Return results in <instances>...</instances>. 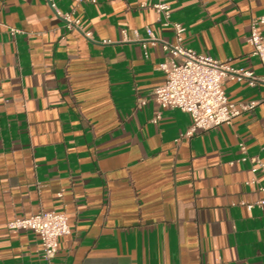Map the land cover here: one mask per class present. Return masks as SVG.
Returning a JSON list of instances; mask_svg holds the SVG:
<instances>
[{
    "label": "crops",
    "instance_id": "crops-1",
    "mask_svg": "<svg viewBox=\"0 0 264 264\" xmlns=\"http://www.w3.org/2000/svg\"><path fill=\"white\" fill-rule=\"evenodd\" d=\"M51 2L91 39L49 0H0V264H264V208L245 205L262 197L264 83L224 79L254 108L185 136L190 115L153 99L175 43L153 0ZM168 2L183 46L264 74L247 41L264 0ZM49 210L69 224L51 261L7 227Z\"/></svg>",
    "mask_w": 264,
    "mask_h": 264
},
{
    "label": "built area",
    "instance_id": "built-area-1",
    "mask_svg": "<svg viewBox=\"0 0 264 264\" xmlns=\"http://www.w3.org/2000/svg\"><path fill=\"white\" fill-rule=\"evenodd\" d=\"M78 4L84 0H73ZM95 2V0H90ZM50 6L63 19L68 30H78L86 38L91 39V32L85 30L80 20L70 12H59L54 3ZM144 4V3H143ZM152 7L158 13L162 25H171L174 29L175 43H162L168 56L158 63L157 67L164 74V81L153 91V99L161 109L179 108L190 115L191 122L183 135L190 136L196 131H204L222 124H228L240 113L254 108L256 101L233 103L228 101L222 82L226 78L246 79L249 85L264 83V74L255 76L251 70L232 68L226 62H221L208 54L199 53L181 44L185 27L170 20V4L168 0H153ZM12 34L19 32L11 28ZM146 41H156L150 28H145ZM248 43L252 53L259 59L264 69V15L253 17L249 25ZM106 42V41H103ZM144 54L147 55L146 43ZM159 117L157 113L155 120ZM243 148V146L241 145ZM252 173L264 175V160L251 158ZM253 181V180H252ZM262 197L253 203H246L247 208L257 205L264 208V178L259 182ZM9 229L30 230L38 235L41 245V256L51 261L57 253L58 240L69 232L68 217L65 212L53 210L39 211L30 216L15 218L7 222ZM226 264V263H224Z\"/></svg>",
    "mask_w": 264,
    "mask_h": 264
}]
</instances>
